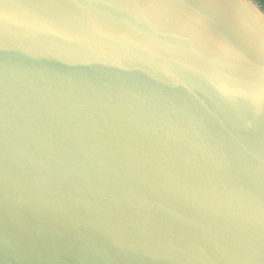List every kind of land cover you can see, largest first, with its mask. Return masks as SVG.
Returning a JSON list of instances; mask_svg holds the SVG:
<instances>
[{
  "label": "water",
  "instance_id": "95a60500",
  "mask_svg": "<svg viewBox=\"0 0 264 264\" xmlns=\"http://www.w3.org/2000/svg\"><path fill=\"white\" fill-rule=\"evenodd\" d=\"M0 264H264L253 0H0Z\"/></svg>",
  "mask_w": 264,
  "mask_h": 264
},
{
  "label": "trees",
  "instance_id": "16d2710c",
  "mask_svg": "<svg viewBox=\"0 0 264 264\" xmlns=\"http://www.w3.org/2000/svg\"><path fill=\"white\" fill-rule=\"evenodd\" d=\"M264 12V0H253Z\"/></svg>",
  "mask_w": 264,
  "mask_h": 264
}]
</instances>
